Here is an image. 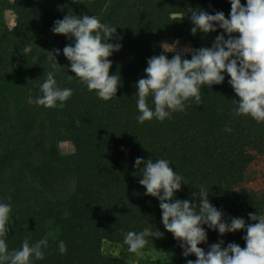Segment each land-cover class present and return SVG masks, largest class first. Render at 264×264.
Returning <instances> with one entry per match:
<instances>
[{
  "label": "trees",
  "instance_id": "obj_1",
  "mask_svg": "<svg viewBox=\"0 0 264 264\" xmlns=\"http://www.w3.org/2000/svg\"><path fill=\"white\" fill-rule=\"evenodd\" d=\"M197 8L213 15L222 11L230 18V0H0V17L5 11L13 16L9 31L0 25V46L8 38L32 48L24 81L28 96L35 100L42 95L40 86L52 70L46 51L53 49L60 50L57 61L62 66L54 73L57 84L73 90L68 101L54 108L35 104L53 138L71 146L65 158L74 172V188L67 198L47 195L14 159L0 160V202L11 204L14 221L6 238L9 250L19 249L25 238L31 244L47 236L44 259L34 264H123L103 255L102 243L128 248L123 242L127 232L154 226L163 238L148 237L144 249L180 256L182 264L195 260L194 255L183 256L180 243L164 229L159 200L144 195L141 177L134 175L138 157L170 162L186 183L175 198L196 203L192 193L204 186L210 203L229 223L233 217L252 223L248 213L264 214V123L233 114L239 98L226 73L222 84L201 87V105L186 102L185 111L163 122L137 120L136 83L145 78L148 58L162 53L161 44L179 40L180 49L211 47L223 31L217 27L216 32L193 36L188 9ZM68 12L96 16L123 37L109 41L122 44L109 57L110 74L121 77L113 99L98 98L75 77L68 81L75 74L63 48L74 40L51 31L54 21ZM167 55L171 59L173 54ZM185 58L191 59L190 54ZM148 103L153 107L151 97ZM16 137L8 104L0 99V149L10 155ZM49 153L45 151L46 158ZM204 227L208 240L198 246L205 251L220 240L222 247L232 242L245 247V230L221 236ZM59 241L67 246L65 254L58 251Z\"/></svg>",
  "mask_w": 264,
  "mask_h": 264
},
{
  "label": "clouds",
  "instance_id": "obj_2",
  "mask_svg": "<svg viewBox=\"0 0 264 264\" xmlns=\"http://www.w3.org/2000/svg\"><path fill=\"white\" fill-rule=\"evenodd\" d=\"M72 2L77 4L78 0ZM230 4V18H226L222 11L213 15L198 8L188 9L194 25L191 28L193 36L198 32H216L217 27L223 30L211 47L180 49L179 40L164 42L161 44L162 53L148 58L145 78L136 83L137 120L140 124L154 118L161 122L170 119L174 112L185 111L186 102L201 105V87L211 89L213 85L222 84L225 73L239 98L234 100L233 114L264 123V0H246V5L241 0H230ZM116 29L102 23L96 16L71 12L54 21L51 29L56 35L74 40V44L63 48V55L70 62V71L75 74L68 75V81L75 77L89 92L94 91L104 101L116 97L121 84L119 73L110 74L112 61L109 57L122 47L119 42H109L123 39L116 34ZM31 51L29 44L21 54L25 56ZM46 52L52 70L46 73V79L40 86L42 95L35 100L30 96L29 103L54 108L58 102L68 101L73 90L59 87L55 79L54 73L62 67L57 61L60 50ZM168 53L173 54L171 59ZM189 54L191 59L185 58ZM150 97L153 107L148 103ZM225 131L230 132L231 128L226 127ZM135 167L139 171L134 175L141 177L139 184L146 189L144 195L159 200L164 229L180 243L183 256L196 257L195 260H187V264H264V214L248 213L252 223H246L241 217H233L229 223L224 220V213L210 203L209 191L204 186L192 193L198 201L196 203L175 198L182 184L186 183L168 160L138 157ZM7 200L10 201L11 197ZM11 213V204L0 202V264H34V261L43 260L44 249L48 247L47 236L31 244L25 238L19 249L9 250L6 238L10 224L14 223ZM205 225L218 230L221 236L245 230L246 235L242 237L245 247L235 242L222 247L224 241L220 240L205 251L198 246L207 243ZM163 235L153 226L140 232H127L123 242L129 252L139 253L148 245V237L159 239ZM58 251L61 254L67 252L64 241H59Z\"/></svg>",
  "mask_w": 264,
  "mask_h": 264
},
{
  "label": "rangeland",
  "instance_id": "obj_3",
  "mask_svg": "<svg viewBox=\"0 0 264 264\" xmlns=\"http://www.w3.org/2000/svg\"><path fill=\"white\" fill-rule=\"evenodd\" d=\"M0 25L6 32L12 28L13 16L9 11L1 15ZM25 46L12 40L8 42V38L0 46V99L7 102L10 121L17 132L11 154L0 149V160L14 159L47 195L65 199L74 188V172L65 158L71 146L53 138L35 104L29 103L24 81L28 77L30 53L21 54ZM45 151L50 152L47 158ZM101 251L123 264H182L180 256L163 254L153 248L131 253L128 248L103 242Z\"/></svg>",
  "mask_w": 264,
  "mask_h": 264
}]
</instances>
